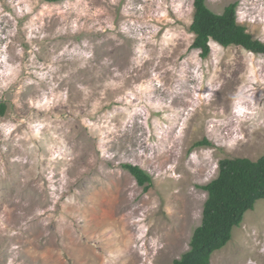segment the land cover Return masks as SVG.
<instances>
[{
	"label": "rangeland",
	"instance_id": "rangeland-1",
	"mask_svg": "<svg viewBox=\"0 0 264 264\" xmlns=\"http://www.w3.org/2000/svg\"><path fill=\"white\" fill-rule=\"evenodd\" d=\"M234 1L264 42V0L205 3ZM193 13V0H0V264H172L218 161L264 154V56L210 41L200 58ZM209 264H264V199Z\"/></svg>",
	"mask_w": 264,
	"mask_h": 264
},
{
	"label": "trees",
	"instance_id": "trees-1",
	"mask_svg": "<svg viewBox=\"0 0 264 264\" xmlns=\"http://www.w3.org/2000/svg\"><path fill=\"white\" fill-rule=\"evenodd\" d=\"M51 2L62 0H49ZM238 3L225 6L215 13L205 0H193V18L189 30L194 34L191 47L199 51L200 58L210 54L209 42L222 47L240 46L264 56V42L254 39L236 18ZM6 103L0 101V117ZM209 144L204 138L196 145ZM137 181L148 189L151 177L138 165L122 164ZM218 173L208 183L199 186L207 193L203 205L201 223L191 236L189 249L172 264H209L211 254L223 247L231 238L232 229L243 220L246 211L257 200L264 199V154L256 160L246 157L222 158L217 164Z\"/></svg>",
	"mask_w": 264,
	"mask_h": 264
}]
</instances>
